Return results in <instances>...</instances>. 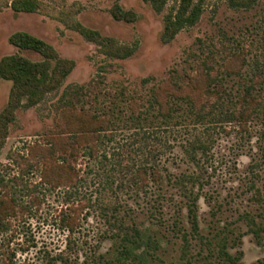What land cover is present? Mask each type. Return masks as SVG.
Wrapping results in <instances>:
<instances>
[{
  "label": "rangeland",
  "instance_id": "374dc122",
  "mask_svg": "<svg viewBox=\"0 0 264 264\" xmlns=\"http://www.w3.org/2000/svg\"><path fill=\"white\" fill-rule=\"evenodd\" d=\"M10 1L0 2V58L42 59L9 42L20 31L73 68L38 104L22 101L7 124L0 145V264H113L114 239L141 225L164 241L153 264L180 258L184 232L186 253L205 255L190 231V205L199 233L212 238L210 251H216L212 236L225 233L241 264H264V0H204L196 22L167 42L165 16L178 0L159 12L143 0H40L45 8L31 13L13 11ZM114 5L132 11L134 21L114 19ZM65 21L131 52L110 56ZM11 86L0 80V111ZM246 91L256 102L242 127L234 117L250 103L242 98ZM65 109L76 116L61 114ZM90 113L108 120L92 157L69 128L86 121L90 130ZM59 163L75 170L74 186L44 180L49 165ZM149 165L158 168V183L139 177ZM243 213L262 227L257 234Z\"/></svg>",
  "mask_w": 264,
  "mask_h": 264
},
{
  "label": "trees",
  "instance_id": "16d2710c",
  "mask_svg": "<svg viewBox=\"0 0 264 264\" xmlns=\"http://www.w3.org/2000/svg\"><path fill=\"white\" fill-rule=\"evenodd\" d=\"M148 2L151 7L159 12L162 10L168 0H143ZM204 0H178V7L174 14H168L165 16L164 28L161 35V39L164 42L171 40L174 35L182 29L184 26L193 25L198 19L202 3ZM232 4L249 5L253 0H229ZM3 2V0H0ZM10 8L15 12H36L45 8V4L40 0H11ZM112 17L116 20H123L126 22H132L135 19V14L132 11L124 10L119 5H114L111 9ZM70 27L76 29L84 38L89 41L95 42L101 45L107 54L116 58L127 57L131 50L126 46L116 43L113 39L108 37H102L97 31L84 28L76 21L67 22ZM9 42L19 50L28 51L38 54L42 57L41 60H30L21 56L20 54H12L3 56L0 58V80H10L12 82L11 90L7 105L0 111V145L7 134V124L14 119V112L19 108L24 101V105L33 106L38 104L47 93L56 89L59 84L65 79V77L71 72L73 68V61L68 59H62L57 56L54 49L43 42L42 40L34 37L26 32H15L9 37ZM247 104L240 113L235 115L234 120L242 127H245L246 118L249 116V110L253 108L256 99L250 91H246L242 96ZM175 99H184L188 102L189 98L175 97ZM250 108V109H249ZM70 112L69 118H74L75 113H72L70 109H65L61 112ZM87 124L83 121L81 124L70 125L73 136L71 139L75 140L76 145L84 146L83 153L89 149L90 157L94 156L98 145L101 140V134L107 130L108 120L105 117H98L93 113H90V130H86L84 126ZM90 146L84 145L89 141ZM71 142H69L70 144ZM75 146V145H74ZM70 145L71 150L76 153L78 147ZM64 147V145H63ZM138 175L143 181L146 176L150 178L154 183H158L160 174L158 168L155 165H149L138 170ZM43 178L50 184H57L55 182H61L69 185H75L76 172L72 167L66 166L62 163L49 165V168L44 171ZM194 205V202H191ZM81 206V205H80ZM195 206V205H194ZM72 210H76L75 206H71ZM78 209V208H77ZM191 219L190 231L199 238L201 249L206 250L205 255L193 256L186 253L188 247V238L184 232L182 235V254L180 258L172 264H241L239 258L228 251L229 248H233L235 245L230 243L226 234L222 236L214 234L212 237L216 240V251H210L211 239L201 236L199 233L198 224L196 223V216L192 214L193 210L191 205L188 208ZM183 218H187L186 213L181 214ZM242 218L246 220L251 233L257 234L258 230L262 227L255 222L254 219L249 217L248 214L243 213ZM74 220L69 218L67 225L74 224ZM232 240H235L233 238ZM163 238L155 237L151 230L147 226H139L133 228V232L128 235L114 239L115 246L113 252L109 253L111 257V263L113 264H153V260L158 259L157 250L163 247ZM202 251V250H201ZM213 254V255H212ZM99 258H102V254H97Z\"/></svg>",
  "mask_w": 264,
  "mask_h": 264
}]
</instances>
